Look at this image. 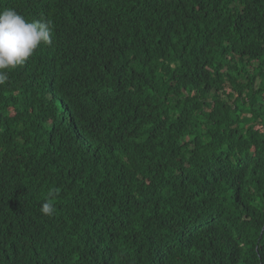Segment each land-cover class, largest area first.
Segmentation results:
<instances>
[{
  "label": "trees",
  "instance_id": "trees-1",
  "mask_svg": "<svg viewBox=\"0 0 264 264\" xmlns=\"http://www.w3.org/2000/svg\"><path fill=\"white\" fill-rule=\"evenodd\" d=\"M6 8L52 42L0 86V264H264V0Z\"/></svg>",
  "mask_w": 264,
  "mask_h": 264
},
{
  "label": "clouds",
  "instance_id": "clouds-1",
  "mask_svg": "<svg viewBox=\"0 0 264 264\" xmlns=\"http://www.w3.org/2000/svg\"><path fill=\"white\" fill-rule=\"evenodd\" d=\"M51 22L28 20L13 8L0 10V86L8 79V70L25 63L42 44H51ZM56 190L49 192L40 207L42 214L51 216L55 205L50 202Z\"/></svg>",
  "mask_w": 264,
  "mask_h": 264
}]
</instances>
